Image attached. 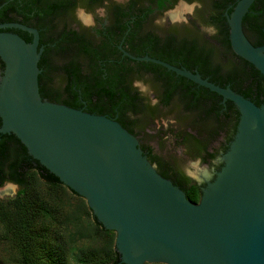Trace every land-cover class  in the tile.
Returning <instances> with one entry per match:
<instances>
[{
  "label": "water",
  "instance_id": "1",
  "mask_svg": "<svg viewBox=\"0 0 264 264\" xmlns=\"http://www.w3.org/2000/svg\"><path fill=\"white\" fill-rule=\"evenodd\" d=\"M256 0H238L230 14L233 51L264 77V44L243 30ZM5 27L32 34L27 42ZM122 49V46L119 45ZM123 50V49H122ZM39 31L0 25V133H13L28 153L82 196L106 229L124 264H264V103L150 56L123 54L162 65L232 101L240 118L222 167L206 179L198 202L162 176L136 135L116 118L57 104L41 96Z\"/></svg>",
  "mask_w": 264,
  "mask_h": 264
},
{
  "label": "trees",
  "instance_id": "2",
  "mask_svg": "<svg viewBox=\"0 0 264 264\" xmlns=\"http://www.w3.org/2000/svg\"><path fill=\"white\" fill-rule=\"evenodd\" d=\"M237 1H208L211 12L208 23L215 28V35L208 37L197 32L190 41L185 37L178 39L171 34L163 41H155L148 46L141 44L131 52L143 55L148 47L151 56L176 66H184L192 72L197 71L211 82L222 87L230 86L261 105L264 103L263 75L254 65L238 56L230 44L226 13L232 12ZM6 2L3 7L7 14L14 15L13 11L20 7L22 11L16 16L25 20L32 7L38 12L43 11L44 0H0V5ZM43 26L44 23L40 22L37 27ZM243 30L253 45L264 43V0H256L252 4L244 16ZM18 33L27 42H31L32 34ZM46 41L43 34L41 46ZM75 48L80 49V56L77 52L73 56H66L62 69L68 76H78L80 73V90L88 101L90 112L116 117L131 133L136 127L144 130L148 108L139 104V93L133 90L131 81L135 76L148 75L160 83L162 103L166 105L179 100L181 104L178 106L181 108L179 119L186 121L187 125L173 135L180 139L186 152L204 154V160H207V157L214 156L215 152L210 149L213 150V144L219 136L224 134L227 141L232 140L231 136L235 134L240 118V112L232 101L223 103L219 94L185 77L176 76L161 65L113 56L119 53L117 44L108 53L103 51L102 45L93 47L88 42H80V45L75 43ZM63 51L67 52V47ZM41 55L40 64L43 67L46 55L44 46ZM4 67L0 58V76ZM145 147L149 151L148 158L157 165L158 172L171 178L172 161L157 154L150 155L153 148L150 145ZM5 182L20 187L14 198L0 200V225L4 238L18 254L17 264H124L115 245L116 232L106 229L94 216L86 200L34 159L13 133H0V186ZM172 182L185 191L188 199L199 201L198 187H188L184 178ZM42 184L48 189H42ZM66 194L76 197L79 202L74 207L71 204L65 205L62 195ZM84 219H91V238L88 239L92 242L74 249L68 237L70 234L72 238L80 234V238H85L81 236L84 233L80 229V221Z\"/></svg>",
  "mask_w": 264,
  "mask_h": 264
},
{
  "label": "flooded vegetation",
  "instance_id": "3",
  "mask_svg": "<svg viewBox=\"0 0 264 264\" xmlns=\"http://www.w3.org/2000/svg\"><path fill=\"white\" fill-rule=\"evenodd\" d=\"M208 1L209 0H44L42 5L43 11L38 12L35 7H32L30 13L27 15V20L16 16L22 11L20 7H17V10L13 11L14 15L7 14L6 9L3 7L7 4L6 2L0 5V25L22 23L38 29L39 46L42 45L41 39L44 34L47 38V41L45 42L46 44H43L44 51L46 48L45 66L42 67L40 64L42 55L39 60V66L41 69L39 74V90L41 96L44 99L57 104L90 112L88 101L83 97L82 91L80 90V73L78 76H68V74L62 69V66L66 61V56H73L76 52L80 56V49H74L75 43L80 45V42H88L93 45V47L102 45L103 51L107 53L117 44L119 53L114 54L113 56L120 58L127 57L123 54V50L135 56L147 55L158 58L150 55L148 47L143 55H136L131 51H134V48H138L141 44L143 46L144 44L148 46L155 41H163L171 34L178 39H183V37H185L192 41V36H196L198 30H200L199 26H201V22L213 26L208 23L211 18ZM78 8L83 9L79 14V18L77 16ZM99 9H103L104 14L102 17L98 14ZM189 10H193V13H188L189 19L179 21L182 12ZM175 13L176 15L174 16ZM88 14H91L94 21L93 27L84 26V21L88 18ZM160 15L169 17L164 23L156 24L154 17ZM194 17H198L201 22ZM40 22L44 23V26L41 28L37 27ZM2 30L15 33H18L19 31L27 33V31L23 29L14 27H5ZM131 44H133V46H131ZM119 45L122 46L123 50ZM66 47L67 52L64 53L63 50ZM78 61L80 63V57H78ZM176 76L180 75L176 74ZM151 82L155 88L154 95L157 99V105L155 106H150L145 101L142 94L133 87V82L131 81V87L134 91H138L139 93V98L141 99V103L139 104L141 107L146 106L148 108V118L161 115V107L177 108V110H181V108L178 107L181 105L179 100L178 102L172 101L166 105L162 103V92L159 86L160 83L153 79H151ZM176 86L179 88L180 84ZM177 98L178 95L175 97V100H177ZM172 111L175 112V110ZM179 113L180 118L181 111ZM103 115L111 117L109 114ZM133 133L136 136L138 134L135 129ZM233 136H231L232 139ZM219 138L221 139L220 144L214 147L213 150L210 149L211 152H215L213 157H207V160H204V154L194 155L190 154L188 151L186 152V156L189 159H197L200 162L212 164V171L214 173L217 172L222 167V162L219 160V157L228 149L229 143L231 142L229 140L227 141L224 134L219 136ZM140 145L148 156L149 151L145 147L147 144L140 142ZM155 154L159 155L153 149V152H151L150 155ZM154 165L157 167L156 164ZM171 165L173 166V168H171L173 172L169 179L178 181V178H184L188 187H198L201 196L202 187L206 185L205 176H202L203 179L199 180L188 174L179 166V164L172 161Z\"/></svg>",
  "mask_w": 264,
  "mask_h": 264
},
{
  "label": "rangeland",
  "instance_id": "4",
  "mask_svg": "<svg viewBox=\"0 0 264 264\" xmlns=\"http://www.w3.org/2000/svg\"><path fill=\"white\" fill-rule=\"evenodd\" d=\"M193 13V10L184 11L182 12L181 19L182 20H188V13ZM172 15V14H171ZM170 15V16H171ZM176 15V13H175ZM169 16H156L154 17L155 23L160 24L164 23ZM196 20L200 21L198 17H194ZM201 22V21H200ZM209 25L205 24L204 22H201V26H199L200 30H198V33L204 34L206 36H211L208 34V32L205 30ZM214 30L215 28L211 26ZM216 31V30H215ZM132 82L137 83V87H135L139 92L140 88L147 85L150 89L149 92L142 94V96L145 98V101L150 106L157 105V99L154 95L155 88L152 85L151 78L149 76H135ZM141 93V92H140ZM155 101V103H153ZM162 114L159 116H152L148 118L144 124H146L144 130L140 129L138 127L135 128L137 131V138L139 142H143L147 145H150L156 153H158L161 157L171 160L177 164H179L180 167H182L188 174L193 176L194 178H197L199 180L203 179L202 176H205V178H210L211 180L214 177V172L212 171V164H207L200 162L199 165L192 169L189 167L190 163L193 161H197V159H189L186 156V148L180 144V139H177L176 136L174 137L173 134L185 129L187 122L182 121L179 119L180 115V109L177 110V108H170V107H161ZM172 110H175L173 112ZM174 130V132H173ZM173 132V133H172ZM221 142V139L219 138L214 142V147L218 146ZM41 188L44 190H47L48 187L45 184L41 185ZM9 189V190H5ZM20 187L12 182H5L0 186V200H7L14 198L15 195L18 193ZM65 199V205H70L74 207L75 203L79 202L76 197L71 196L70 194L62 195ZM93 213V212H92ZM91 219H84L80 221V229L83 231V237L80 238V234H78L77 237L72 238L71 234L68 237L69 242L73 246L74 249L80 248V246L86 245L91 238ZM89 237V239H88ZM92 242V240L90 241ZM73 255H71L72 257ZM18 260V254L16 250L13 248V246L4 238L3 229L0 225V261L2 264H17ZM73 261V259H71ZM71 261V262H72ZM73 263V262H72Z\"/></svg>",
  "mask_w": 264,
  "mask_h": 264
},
{
  "label": "clouds",
  "instance_id": "5",
  "mask_svg": "<svg viewBox=\"0 0 264 264\" xmlns=\"http://www.w3.org/2000/svg\"><path fill=\"white\" fill-rule=\"evenodd\" d=\"M83 11V9H77V16L79 18V14ZM98 14L102 17L103 16V9H99L98 10ZM84 26L85 27H93L94 26V21L91 17V14H88V18L84 21ZM209 35H215V30L211 27V26H208L206 29H205ZM137 83L136 82H133V87H137ZM140 92L141 94H145L147 92L150 91L149 87L147 85L141 87L140 89ZM153 103H155V101H153ZM199 165V161H193L190 163L189 167L194 169L196 168L197 166Z\"/></svg>",
  "mask_w": 264,
  "mask_h": 264
},
{
  "label": "bare ground",
  "instance_id": "6",
  "mask_svg": "<svg viewBox=\"0 0 264 264\" xmlns=\"http://www.w3.org/2000/svg\"><path fill=\"white\" fill-rule=\"evenodd\" d=\"M174 16H175V14H174ZM5 190H9V189H5Z\"/></svg>",
  "mask_w": 264,
  "mask_h": 264
}]
</instances>
